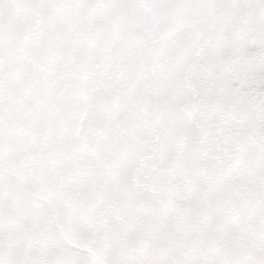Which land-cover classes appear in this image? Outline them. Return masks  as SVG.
I'll list each match as a JSON object with an SVG mask.
<instances>
[{"label": "snow or ice", "instance_id": "6c2138e0", "mask_svg": "<svg viewBox=\"0 0 264 264\" xmlns=\"http://www.w3.org/2000/svg\"><path fill=\"white\" fill-rule=\"evenodd\" d=\"M0 264H264V0H0Z\"/></svg>", "mask_w": 264, "mask_h": 264}]
</instances>
